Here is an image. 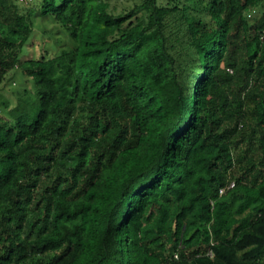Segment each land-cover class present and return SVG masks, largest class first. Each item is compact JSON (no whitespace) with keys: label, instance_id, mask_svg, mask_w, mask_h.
I'll list each match as a JSON object with an SVG mask.
<instances>
[{"label":"trees","instance_id":"16d2710c","mask_svg":"<svg viewBox=\"0 0 264 264\" xmlns=\"http://www.w3.org/2000/svg\"><path fill=\"white\" fill-rule=\"evenodd\" d=\"M140 1L0 0V264H264V0Z\"/></svg>","mask_w":264,"mask_h":264},{"label":"rangeland","instance_id":"374dc122","mask_svg":"<svg viewBox=\"0 0 264 264\" xmlns=\"http://www.w3.org/2000/svg\"><path fill=\"white\" fill-rule=\"evenodd\" d=\"M110 8L118 13L129 10L140 0H107ZM19 8L22 12L31 13L34 20V31L29 40L22 49L20 56L24 58L38 57L42 52L46 54L57 53L70 39L64 27L60 25L52 16L42 17L40 13L41 0L19 1ZM139 14L143 10H139ZM259 15V13H258ZM28 90V94L34 96L35 87L30 77L26 76L19 67H15L8 71L4 80L0 83V103L4 100H10L13 104L16 97Z\"/></svg>","mask_w":264,"mask_h":264},{"label":"built area","instance_id":"2783aa9c","mask_svg":"<svg viewBox=\"0 0 264 264\" xmlns=\"http://www.w3.org/2000/svg\"><path fill=\"white\" fill-rule=\"evenodd\" d=\"M19 1H29V0H19ZM230 185L233 186V185H234V181H232ZM223 191H224V188H221V189H220V192H223Z\"/></svg>","mask_w":264,"mask_h":264}]
</instances>
